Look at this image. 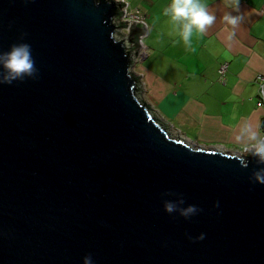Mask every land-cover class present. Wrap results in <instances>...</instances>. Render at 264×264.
Wrapping results in <instances>:
<instances>
[{"label":"water","instance_id":"water-1","mask_svg":"<svg viewBox=\"0 0 264 264\" xmlns=\"http://www.w3.org/2000/svg\"><path fill=\"white\" fill-rule=\"evenodd\" d=\"M125 5L0 0V52L28 43L38 69L0 85V264H264V164L159 116ZM181 197L201 211L167 214Z\"/></svg>","mask_w":264,"mask_h":264},{"label":"crops","instance_id":"crops-1","mask_svg":"<svg viewBox=\"0 0 264 264\" xmlns=\"http://www.w3.org/2000/svg\"><path fill=\"white\" fill-rule=\"evenodd\" d=\"M149 25L146 55L137 63L145 99L159 116L194 147L235 152L245 126L264 135V0H240L244 23L229 39L220 22L222 0H201L217 20L206 35H194L192 47L180 41L163 9L171 0H125ZM236 15V12H232ZM179 41V42H177ZM228 64L222 75L220 68Z\"/></svg>","mask_w":264,"mask_h":264},{"label":"clouds","instance_id":"clouds-1","mask_svg":"<svg viewBox=\"0 0 264 264\" xmlns=\"http://www.w3.org/2000/svg\"><path fill=\"white\" fill-rule=\"evenodd\" d=\"M225 9L220 17V22L230 29L229 39L235 35V30L245 21L246 13H240V0H222ZM232 12H236L233 15ZM163 15L169 17L172 24L177 29V35L180 41L188 48L192 47L194 35H206L208 30L215 24L217 15L215 11L210 10V5L202 3L201 0H171L164 9ZM179 42V41H177ZM38 78V69L33 57L31 45L28 43H15L10 45L7 51L0 52V85H11L14 82H24L25 80H35ZM237 140L243 141L242 150L249 156H254L258 164H264V135L258 134L257 131L249 126H245ZM241 167H248L247 158H237ZM250 182L264 185V167L258 168L249 178ZM185 203L181 197L178 200L163 201L164 211L171 215L178 213L185 220L197 215L201 209L195 204H188L186 207H180ZM214 207H219L217 202ZM205 238L201 233L195 237L200 241ZM189 239H192L189 237ZM82 264H94L91 255L83 258Z\"/></svg>","mask_w":264,"mask_h":264},{"label":"built area","instance_id":"built-area-1","mask_svg":"<svg viewBox=\"0 0 264 264\" xmlns=\"http://www.w3.org/2000/svg\"><path fill=\"white\" fill-rule=\"evenodd\" d=\"M126 5L125 7L123 8L124 9V17H123V20H126L128 22H131V23H143L148 29H149V25L146 21V17L145 15L140 12V11H134V10H131L129 8V4L127 1L123 0ZM261 13L262 15L264 16V7L262 8L261 10ZM123 31H125V33H128L129 32V29H124ZM142 43H143V48L141 50V54H140V57H139V60L141 61L142 58L146 55L147 53V49H146V46L144 44V38L142 39ZM139 61V62H140ZM227 67H228V64H223L220 68V73L223 75L225 73V71L227 70ZM143 80V79H142ZM261 80H262V83H261V89H262V95H263V98H264V79L261 77ZM144 82V81H143ZM237 153H240V154H244L246 155L247 153H244L243 151H235Z\"/></svg>","mask_w":264,"mask_h":264},{"label":"rangeland","instance_id":"rangeland-1","mask_svg":"<svg viewBox=\"0 0 264 264\" xmlns=\"http://www.w3.org/2000/svg\"><path fill=\"white\" fill-rule=\"evenodd\" d=\"M144 43H145V41H144ZM146 44V43H145ZM143 59V58H142ZM138 63H140V62H138ZM135 71L137 72V68L135 67ZM237 151H243L242 150V147H240L239 149H237Z\"/></svg>","mask_w":264,"mask_h":264}]
</instances>
